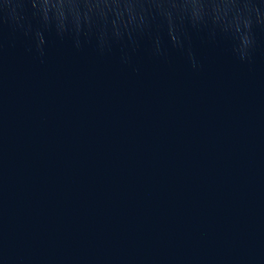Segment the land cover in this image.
Returning <instances> with one entry per match:
<instances>
[{"label": "water", "instance_id": "obj_1", "mask_svg": "<svg viewBox=\"0 0 264 264\" xmlns=\"http://www.w3.org/2000/svg\"><path fill=\"white\" fill-rule=\"evenodd\" d=\"M0 264H264V0H0Z\"/></svg>", "mask_w": 264, "mask_h": 264}]
</instances>
